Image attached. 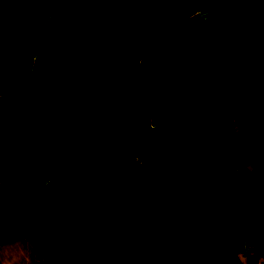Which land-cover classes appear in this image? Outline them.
Here are the masks:
<instances>
[{"label":"trees","instance_id":"16d2710c","mask_svg":"<svg viewBox=\"0 0 264 264\" xmlns=\"http://www.w3.org/2000/svg\"><path fill=\"white\" fill-rule=\"evenodd\" d=\"M13 3L25 13L21 52L33 59L12 80L0 47V92L31 158L2 183L27 189L33 227L67 235L40 250L42 264H198L213 253L205 236L178 244L201 182L189 53L211 99L217 72L196 12L205 9L230 52L257 53L264 73V0Z\"/></svg>","mask_w":264,"mask_h":264},{"label":"rangeland","instance_id":"374dc122","mask_svg":"<svg viewBox=\"0 0 264 264\" xmlns=\"http://www.w3.org/2000/svg\"><path fill=\"white\" fill-rule=\"evenodd\" d=\"M196 14L206 23L217 72L211 99L204 88L199 55L196 50L189 53L185 68L203 112V118L190 127L201 182L191 207L193 220L183 227L178 244L188 249L197 237L210 239L215 251L202 253L198 264H264V73L257 53L233 54L207 19L205 9L198 8ZM24 25L25 13L13 0H0V47L12 80L32 65L33 56L20 48ZM30 158L17 134L11 98L0 92V179L15 164H25ZM20 189L24 191L21 202L30 207L27 189L23 185ZM29 234L42 249L61 245L67 238L44 227L36 231L31 226Z\"/></svg>","mask_w":264,"mask_h":264},{"label":"crops","instance_id":"0c3cea01","mask_svg":"<svg viewBox=\"0 0 264 264\" xmlns=\"http://www.w3.org/2000/svg\"><path fill=\"white\" fill-rule=\"evenodd\" d=\"M5 178V177H3ZM20 185L0 179V264H42L41 245L29 234L31 206L21 202ZM39 231L41 227H34Z\"/></svg>","mask_w":264,"mask_h":264}]
</instances>
